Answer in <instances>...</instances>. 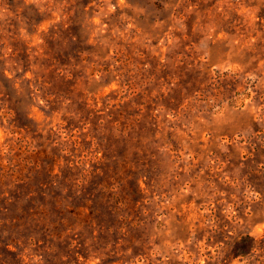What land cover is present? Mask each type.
I'll return each mask as SVG.
<instances>
[{
	"label": "rangeland",
	"instance_id": "374dc122",
	"mask_svg": "<svg viewBox=\"0 0 264 264\" xmlns=\"http://www.w3.org/2000/svg\"><path fill=\"white\" fill-rule=\"evenodd\" d=\"M0 264H264V0H0Z\"/></svg>",
	"mask_w": 264,
	"mask_h": 264
},
{
	"label": "trees",
	"instance_id": "16d2710c",
	"mask_svg": "<svg viewBox=\"0 0 264 264\" xmlns=\"http://www.w3.org/2000/svg\"><path fill=\"white\" fill-rule=\"evenodd\" d=\"M248 237H250V236H248Z\"/></svg>",
	"mask_w": 264,
	"mask_h": 264
}]
</instances>
